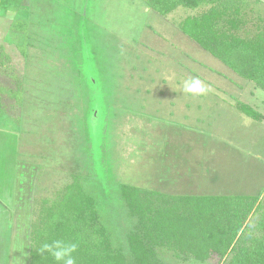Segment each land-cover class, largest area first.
<instances>
[{
  "label": "rangeland",
  "instance_id": "rangeland-1",
  "mask_svg": "<svg viewBox=\"0 0 264 264\" xmlns=\"http://www.w3.org/2000/svg\"><path fill=\"white\" fill-rule=\"evenodd\" d=\"M242 6L247 27L264 25V0ZM191 13L163 16L144 0H0V46L12 56L0 72L24 84L19 120L0 119V264H28L40 200L75 174L99 197L123 248L133 222L121 184L264 193V120L235 106L239 99L264 113V90L178 29ZM193 77L210 91L186 94ZM161 258L216 264L168 251Z\"/></svg>",
  "mask_w": 264,
  "mask_h": 264
},
{
  "label": "trees",
  "instance_id": "trees-1",
  "mask_svg": "<svg viewBox=\"0 0 264 264\" xmlns=\"http://www.w3.org/2000/svg\"><path fill=\"white\" fill-rule=\"evenodd\" d=\"M244 1L144 0L163 16L178 7L196 11L178 21V29L264 90V25L247 27ZM10 59L1 47L0 67ZM23 85L17 73L0 72V116L19 120ZM235 103L251 118H263L250 104L239 99ZM117 191L133 222L126 248L116 243L99 197L75 174L56 196L40 200L29 233L28 264H55L43 250L53 239L78 243L76 264H167L161 258L167 251L182 261L264 264V193L174 194L129 184L119 185ZM255 214L258 219L250 229Z\"/></svg>",
  "mask_w": 264,
  "mask_h": 264
},
{
  "label": "clouds",
  "instance_id": "clouds-1",
  "mask_svg": "<svg viewBox=\"0 0 264 264\" xmlns=\"http://www.w3.org/2000/svg\"><path fill=\"white\" fill-rule=\"evenodd\" d=\"M183 90L190 95H205L210 87L205 85L199 78L193 77L184 81ZM78 243L64 239H53L50 243L43 245V250L48 252L55 264H76V253Z\"/></svg>",
  "mask_w": 264,
  "mask_h": 264
},
{
  "label": "crops",
  "instance_id": "crops-1",
  "mask_svg": "<svg viewBox=\"0 0 264 264\" xmlns=\"http://www.w3.org/2000/svg\"><path fill=\"white\" fill-rule=\"evenodd\" d=\"M192 11H194V10H192ZM194 12H196V11H194ZM1 47H3L4 48V46L3 45H1L0 46V48ZM5 50V52L11 57V60H12V56L8 53V51H6V49H4ZM254 83V82H253ZM250 85V84H249ZM252 85V84H251ZM256 85V84H255ZM255 85H252L254 88H255ZM257 86V85H256ZM255 91H256V88H255ZM256 108V107H255ZM259 111V110H258ZM262 115H263V118L261 119V120H257V121H263L264 120V113H262L261 111H259ZM7 114H4V115H2V116H0V119L1 118H3L4 116H6ZM7 116H9V115H7ZM10 117V116H9ZM12 119V118H11Z\"/></svg>",
  "mask_w": 264,
  "mask_h": 264
}]
</instances>
